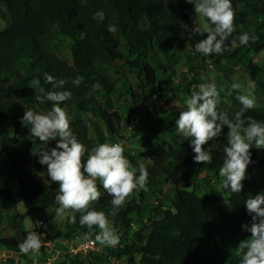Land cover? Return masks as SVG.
Masks as SVG:
<instances>
[{"label":"trees","instance_id":"16d2710c","mask_svg":"<svg viewBox=\"0 0 264 264\" xmlns=\"http://www.w3.org/2000/svg\"><path fill=\"white\" fill-rule=\"evenodd\" d=\"M0 4L6 6L10 20L9 31L0 36V73L23 61L36 85L33 88L24 79H5L0 75V155L11 168L24 208L31 214L46 213L55 207V195L49 184L36 176L46 169L36 155L41 142L31 135L30 126L24 127L21 123L25 110L39 113L51 110L52 102L44 99L41 103L36 100L37 95L43 98L48 91L72 93L71 99L62 102L60 107L69 116L73 134L91 150L108 139L113 140L115 125L120 122L115 112L102 108L95 89L99 87L105 98L123 96L116 95L109 75L115 62L135 73L141 90L162 91L163 77L174 73L180 54H184L185 64L209 63L217 68L222 62H240L239 43L237 41V46L233 47L231 41L243 33L256 38L250 39L248 49L255 54L264 51V0H231L235 31L225 41V51L210 56L195 51V45L206 38V34L203 37L181 27L180 22H183L195 28L189 19L194 5L186 0H0ZM101 11L104 19H93ZM109 25L115 31H109ZM56 34L71 41L69 61L47 51L48 42ZM246 69L252 77L259 73L253 64ZM47 75L57 80L66 79L67 83L62 89H54L46 81ZM78 77L82 78V83L76 86L72 80ZM237 95L238 92L232 93L228 103L218 105V111L227 113L232 120L242 107ZM84 114L91 118L82 117ZM247 117L264 123V112L254 108L243 113L245 126ZM10 123L15 137L30 140L32 154L26 156L17 148H10L6 141V127ZM90 132L94 142L89 137ZM176 138V146L162 143L152 153L151 165L146 168L147 189L159 191L164 185L178 187L199 176L219 173L225 158L226 136L204 146L213 157L204 164L194 162L191 138L183 137L178 131ZM54 146L55 141L49 143L50 148ZM250 151L252 163L248 167L264 168V149L253 147ZM83 159L86 162L87 153ZM176 196L178 206L174 211L157 206L141 208L132 205L127 198L124 206L112 216V197L101 190L99 200L91 207L103 211L112 226L124 230L134 219L147 214V223L139 225L131 242L125 244L119 254L129 257L128 264L134 263V255L138 257L137 264H239L240 257L235 255L232 246L251 235L242 229V225L251 223L245 204L230 211L225 200L211 192L197 195L194 191L177 189ZM0 210L9 214H15L16 210L9 181L1 168ZM72 215L76 216L75 223L70 222ZM79 217L80 213L71 212L64 218V237L77 234L87 237L88 229L80 225ZM29 231L41 234L40 229L20 231L1 238L0 246L20 252L18 245Z\"/></svg>","mask_w":264,"mask_h":264},{"label":"clouds","instance_id":"9594fccd","mask_svg":"<svg viewBox=\"0 0 264 264\" xmlns=\"http://www.w3.org/2000/svg\"><path fill=\"white\" fill-rule=\"evenodd\" d=\"M194 5L196 17H202L207 22L195 28L180 22L186 32H197L206 38L195 45V51L205 56L222 54L225 51V41L235 31V13L231 0H186ZM104 19L103 12H97L93 19ZM109 31H115L109 25ZM255 40L249 34L243 33L231 41L233 47L248 45ZM46 81L54 89H62L67 83L66 79H55L46 76ZM76 86L82 83V78L72 80ZM185 99L186 110L179 113L176 120V129L185 138H191L190 144L195 153L193 159L196 163H207L213 159L209 149L204 146L222 135L223 127L228 128L226 146L223 151L225 158L219 168V176L223 178L222 189H230V193H240L243 190V181L247 178L248 166L252 163L251 149H264V123L252 117L245 119V111L255 107L254 84L248 88L239 82H234L229 90L240 94L236 99L242 105L241 110L235 114L234 120L229 119L227 113L218 111L220 92L214 82L201 83L196 86ZM43 91V89L41 90ZM223 91V89H221ZM70 91H48L42 98L52 102V108L46 113H39L31 109L25 110L21 117L24 127L30 126V133L41 142L37 152L38 162L46 165L48 183L58 184L55 190V201L59 205L56 214L63 216L66 210L80 213L79 223L88 229L87 236L93 235V229L98 228L95 241L101 246L115 247L119 243V235L110 224L108 216L103 211H97L91 205L98 201L101 191L97 186L100 181L105 192L112 197L111 215L122 208L129 196L138 189L147 191L148 171L140 166L139 175L130 161L124 156V147L120 143H101L91 148L81 143L73 134L70 127L69 116L60 107V104L71 99ZM91 127L90 124L87 125ZM55 141L54 147L49 143ZM85 153L87 160L84 161ZM245 206L251 215V223L242 225V229L251 235L242 239L234 248L235 255L240 257L239 264H264V192L255 196L249 194ZM72 223L76 216H71ZM41 234L29 231L23 241L18 245L23 254L38 252L42 246Z\"/></svg>","mask_w":264,"mask_h":264},{"label":"rangeland","instance_id":"374dc122","mask_svg":"<svg viewBox=\"0 0 264 264\" xmlns=\"http://www.w3.org/2000/svg\"><path fill=\"white\" fill-rule=\"evenodd\" d=\"M189 19L193 27L206 23L204 18L196 17L194 7L189 14ZM9 29L10 20L6 6L0 4V36L7 33ZM70 45L71 41L67 37L56 34L48 42L46 48L49 53L69 61ZM239 50L240 62H222L217 68L209 63L204 65L185 64L184 54H180L174 73L163 77L165 85L162 91L141 90L134 72L128 70L120 62H115L112 65L109 75L115 85L116 95L120 93L123 96L105 98L100 93L101 89L96 87V97L103 109L115 112L120 118V122L115 125L116 134L113 140L123 142L124 156L128 160V157L133 158V162L129 161L137 172H139L140 166L148 168L151 165L150 159L157 146L162 143L176 146V120L179 113L186 110L185 99L190 96L193 90H198L196 86L201 83L214 82L216 84L217 90L220 92V103L229 102V90L234 82L241 83L244 88H248L249 84H254L253 91L256 100L254 109L264 112V51L255 54L246 45H239ZM251 64L259 69V73L254 77L246 69ZM0 75L5 79H24L33 88L36 86L23 61L17 62L9 71H2ZM234 92L238 91L232 93ZM82 117L91 118L89 114H84ZM12 127V123L6 127V141L10 148L15 147L26 156L32 154L34 149L30 140L27 137H15L12 134ZM101 127L105 130L102 125ZM227 131L228 128L225 125L220 137L226 136ZM89 137L94 142L91 132ZM113 140L108 139L107 143H111ZM0 168L9 181L16 203L15 214L0 210V239L31 229H40L42 238V246L38 252L22 253L20 256H16L13 262L7 264H39L41 262L49 264H128L129 257H120L119 254H121L124 245L131 242L132 234L138 230L139 225L147 223L146 213H143L141 219H134L126 230L113 226L120 238L115 247L101 246L96 242L95 234L99 232V229L94 230L93 235L87 237L94 240L95 248L86 255H79L72 250L86 236L78 234L70 238L63 236L64 218L72 211L66 210L63 216L57 215L56 210L59 205L55 201V207L46 213H29L24 208L11 168L2 155H0ZM36 176L47 183L50 179L46 169ZM222 180L223 178L218 173L213 176H199L192 182L181 184L178 187L164 185L159 191L138 189L128 197V201L141 208L157 206L162 210L174 211L178 206L176 190L185 189L194 191L197 195L211 192L221 196L228 209L235 211L245 204L249 194L255 196L264 192V168L248 167L247 178L243 181V190L238 194L230 193V189L223 190ZM48 184L53 194L56 195L57 184L51 182ZM99 186L100 191L104 190L100 183ZM239 242L233 244V251ZM133 260L134 263L131 264H137L138 257L134 255Z\"/></svg>","mask_w":264,"mask_h":264},{"label":"built area","instance_id":"2783aa9c","mask_svg":"<svg viewBox=\"0 0 264 264\" xmlns=\"http://www.w3.org/2000/svg\"><path fill=\"white\" fill-rule=\"evenodd\" d=\"M111 143H120L123 146L122 141H113ZM58 188V184L56 186ZM95 248V242L93 239L86 237L83 239L80 243H78L74 249L72 250L74 253H77L79 255H86L90 251H92ZM21 252H14L12 250H9L7 248L0 246V263H10L13 262L16 256H20ZM39 264H49L47 262H41Z\"/></svg>","mask_w":264,"mask_h":264}]
</instances>
